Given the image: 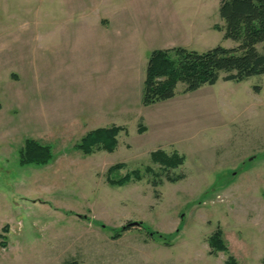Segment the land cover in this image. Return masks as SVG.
Returning a JSON list of instances; mask_svg holds the SVG:
<instances>
[{
  "label": "rangeland",
  "instance_id": "374dc122",
  "mask_svg": "<svg viewBox=\"0 0 264 264\" xmlns=\"http://www.w3.org/2000/svg\"><path fill=\"white\" fill-rule=\"evenodd\" d=\"M101 1L0 0V264H224L229 256L264 264V74L220 79L164 109L138 103L133 89L109 115L91 50L77 59L66 51V36L75 43L93 34L85 14ZM115 3L140 52L185 38L198 52L238 46L217 28L220 0ZM183 89L178 83L176 93ZM113 125L127 132L114 152L75 148L91 130ZM27 140L51 146L52 159L21 165ZM158 149L178 151L184 163L163 171L151 160ZM118 163L125 168L112 178L149 166L159 185L147 173L110 185L107 171ZM168 175L184 178L171 183ZM131 222L140 225L117 235ZM218 227L227 253H211Z\"/></svg>",
  "mask_w": 264,
  "mask_h": 264
},
{
  "label": "trees",
  "instance_id": "16d2710c",
  "mask_svg": "<svg viewBox=\"0 0 264 264\" xmlns=\"http://www.w3.org/2000/svg\"><path fill=\"white\" fill-rule=\"evenodd\" d=\"M219 15L223 21L224 38L235 41L238 46L225 48L215 46L203 52L189 50L184 47L155 49L149 55L146 75L142 90L143 106L172 99L176 96L178 83L183 84V93L193 92L204 85H215L223 81L243 82L250 77L264 74V0H220ZM222 74L224 76L222 77ZM1 108V104H0ZM141 123L138 132H145ZM126 129L121 126L99 127L83 136L75 148L85 155L95 152H114L118 147V135ZM53 157L52 148L35 140H27L19 158L21 165H44ZM151 160L163 171L177 169L184 163V157L178 151L171 154L158 149L151 152ZM125 168L123 163L110 167L107 181L110 185L123 186L129 182L141 181L144 173L153 176L151 184L159 185L158 173L149 166L144 171L136 169L127 172L123 177L112 178L115 171ZM184 175L167 176V180L175 183ZM131 226H123L117 233L128 230ZM211 253L228 252L223 240V231L217 228L208 239ZM5 246V243L1 244ZM264 263V258H263ZM67 264H77L70 261ZM224 264H241L233 256H229Z\"/></svg>",
  "mask_w": 264,
  "mask_h": 264
},
{
  "label": "crops",
  "instance_id": "0c3cea01",
  "mask_svg": "<svg viewBox=\"0 0 264 264\" xmlns=\"http://www.w3.org/2000/svg\"><path fill=\"white\" fill-rule=\"evenodd\" d=\"M104 1L102 0L101 4L100 2L97 3L93 12L90 10L85 14L87 18L86 22L93 29V34L80 37L81 40H77L75 43L66 36L68 46L66 51L73 49L72 55L77 59L80 51L84 53L85 50H91L94 67L93 78L96 77L99 84L98 91L100 90L98 98L99 100L101 99L103 110L107 111L109 115H113L114 113H118L117 101L119 97L123 96V98L131 101V94H128V91L136 89L137 97L135 100L138 103L142 100V90L149 55L153 50L178 46L189 50L197 48L192 45L194 43L185 40L187 39L185 38L180 43L173 44L171 41H167L164 45L160 46L168 47L157 48L152 43L148 49L146 47V51H138L137 41L134 39L135 36L131 29L127 28L129 20L126 18V15L120 13L115 0ZM124 18L126 19L122 21ZM188 24L190 25L187 31L189 34L188 38L193 40L197 36V32L195 29H191V26H193L191 20L188 21ZM73 44H75L74 48ZM86 45L89 49H85ZM102 79L103 82L101 83ZM117 90H122L123 93L120 92L116 95ZM188 94L177 93L172 99L145 107L160 106V108L164 109V107L166 108V106L173 104V102L182 101ZM129 110L130 107L124 109L125 112ZM142 120L147 124L145 116H142ZM145 124V129H147V125Z\"/></svg>",
  "mask_w": 264,
  "mask_h": 264
},
{
  "label": "water",
  "instance_id": "95a60500",
  "mask_svg": "<svg viewBox=\"0 0 264 264\" xmlns=\"http://www.w3.org/2000/svg\"><path fill=\"white\" fill-rule=\"evenodd\" d=\"M127 225H129V226H138V225H140V223H138V222H131V223H128Z\"/></svg>",
  "mask_w": 264,
  "mask_h": 264
}]
</instances>
